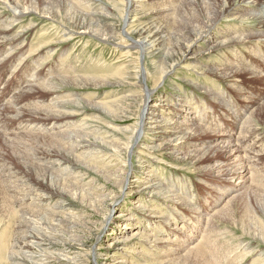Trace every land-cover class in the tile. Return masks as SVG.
<instances>
[{"label":"rangeland","instance_id":"obj_1","mask_svg":"<svg viewBox=\"0 0 264 264\" xmlns=\"http://www.w3.org/2000/svg\"><path fill=\"white\" fill-rule=\"evenodd\" d=\"M50 1H56L57 3H53L54 5H59L61 2V0ZM73 1L76 0L71 2ZM78 1L85 6L93 3V10L84 8V12L81 8L83 5L80 7L82 10L75 9V14L85 19V15L90 12V14L104 15L101 12L107 6L120 9L123 2V0ZM145 1L141 24H145V27L161 26L168 30V34H175L174 28L180 29V26L176 27V23L180 21L181 16L177 18L176 12L182 9L183 13L187 9L186 7L180 8V1ZM70 7V10L74 12L73 6ZM164 11L167 12V15L162 17ZM122 20L120 13L112 11L110 20L102 19L101 23H110L114 32H117L119 29L122 30L120 28L123 26ZM21 21L22 26L27 22L34 26L30 31L22 30V26L19 25L10 31L11 34L9 32L0 33V109L7 111L13 105L10 98H13L14 92L19 94V83L24 79L33 76L46 78L50 81L51 78L55 83L53 86L56 91L55 98L53 95L50 99L46 98V93H43L41 87L38 90L39 98L33 95L25 97L21 103L23 112L37 114L41 112L40 106L45 105L46 101L63 99L62 102L68 105L65 110L80 112L73 119L76 125L85 118V121L90 122V128H94L95 136L98 138L99 153L95 155L94 159L93 157L91 159L84 158L83 155L88 153L84 148L81 150L82 152L80 147L71 150L68 141L60 142L58 138L49 137L48 133L35 135L38 132L35 133L29 129H26L27 132L25 129L20 130L19 127L22 124L21 122L19 124L20 120L13 119V117L3 120V115L4 117L8 115L3 114L4 110L0 112V264H65L57 259L58 257L74 261L73 264H95L96 262L98 264L97 255L100 251H96L95 248L101 244L104 247L111 241L110 239L122 235L121 233L124 231L114 224L119 218L113 222H104L109 212L112 217L118 215L128 217V213L134 217L136 227L130 226L128 232L123 233V236L129 237L137 230L151 235L148 241L140 239L139 243H132L124 253L121 250L114 251L113 260H124L126 264H217V262L218 264H254V262L263 264L264 235L257 233L255 227H264V119L261 120L258 116L260 106H263L260 103L264 100L261 99L253 109L255 113L257 112L259 120H255L249 126V136L243 139L246 143L247 157L254 159V178L260 177L259 179L263 180L261 183L259 180H257L258 183L257 181L250 183L245 189L238 192L240 195L230 202L228 211L220 214V218L213 220L214 227L216 226L221 231L214 235L208 234L210 232L206 225V218L213 211L217 212L220 206L236 192L233 194L229 192L227 196L224 194V199H218L228 189V184L222 181L221 176H217L208 169L209 151L205 150L208 144L202 135L196 134L191 138L181 139L179 142L182 143L184 149L164 151L162 145L165 139H162V129L161 134H157L160 138L151 133L148 134V139H152L147 144L148 146L153 145L155 148L149 153L145 168H141V165L138 167L137 158L142 157L137 152L134 155L125 153V145L131 134V129L135 128L142 99L141 90L133 78H127L124 74L125 72H129L130 75L136 74L137 67L143 70V66L144 70L148 69L151 72L150 58H147L142 64L139 49L128 50L120 47L122 44H132L130 38L121 32L122 41L113 39L103 41L102 38L92 34L87 33L80 36L72 30L68 32V28L64 25L54 22L51 24L52 22L45 21L39 14L33 15L31 18H22ZM121 22L122 24H120ZM250 24L243 23L242 32H247L252 27ZM218 27L220 25L217 24L216 28L219 29ZM13 32L14 34L18 32L17 39L8 41V37L14 35ZM61 33L66 35L64 40L59 39ZM181 33L183 37L187 32ZM202 40L203 38H200L197 43ZM179 41L177 35H173V41L170 43L167 40L156 42L154 49L157 50L154 51L160 52L158 60L163 63L176 60L180 56ZM114 44H118L119 47ZM230 44L232 45V43ZM230 44H228L229 49H231ZM204 45L207 46L206 43ZM46 46L52 49L47 55L44 54ZM243 46L240 48L241 52L235 53L238 57L240 55L242 59L248 60L250 55L245 50L247 46L245 45V48ZM227 50L223 47L215 49L210 52V55L205 54V57L208 56L212 59H218L220 56L228 57ZM127 51L129 52L127 53ZM61 54L65 55L62 57ZM170 54L173 57L170 58ZM145 58L144 54V60ZM185 64L182 62V65ZM36 67L37 69H35ZM158 68H160L159 65ZM194 71L177 69V72H171L169 76L164 77L161 84H158L159 81L147 73L145 80L147 88H155L154 97L149 102L160 101L164 105V114L170 113L171 118H175L177 111L173 110L172 106H167L172 103L179 104V101L173 100L177 97L189 100L200 115L207 114L206 123L201 125L208 127L213 132L229 134L232 127V114L240 112L244 107L243 102L236 97L231 89L232 80L230 78L219 79L210 74L203 76L200 72ZM257 73V76L263 75L262 72ZM64 76L72 78L71 80H75L76 84L64 85L62 81L57 80ZM183 77L186 78L183 79ZM234 81H238L243 91H247L252 97L264 95V84H261L260 79L251 80L248 76L241 75ZM210 88L219 94L218 98L222 96L230 98L232 103L227 104L229 107H217L216 102H213L207 95ZM133 96L135 97L133 98ZM130 98L132 99L127 103V99ZM209 103L215 105H211V107L208 106ZM149 104L147 103V105ZM105 106L111 111H106ZM183 110L186 112V109ZM176 119L182 120L180 116H176ZM240 122L236 126L233 125L234 133L229 136L230 139L226 137L231 143L238 144ZM85 123L87 124V122ZM161 127H168V125L164 124ZM52 131L55 130H51L49 133ZM22 133H24L23 136ZM155 137L158 138V141L154 140ZM142 138L138 144H142ZM143 144L146 143L143 142ZM67 148H70L71 154L73 153L77 157L74 155L66 157L65 151H69ZM212 151L214 152V150ZM185 153L190 154L185 155ZM80 155L81 157H79ZM125 160L133 167L127 176L126 186L132 183L131 180L136 177L138 172L149 171L165 188L169 189L166 190L169 194L156 195L152 203H144L147 207L154 206L157 212L155 216H162V224L157 225L159 217L156 219L157 221L155 219L149 221L138 213L140 211L137 212L132 204L137 202V198L133 197V194H130L131 196L119 194L120 182L125 172ZM51 161L56 164L53 166ZM68 171L70 176L67 174ZM139 188L140 186L137 189ZM170 191L172 192L170 193ZM115 197L118 201L116 199L110 207ZM217 200L221 202L214 206ZM211 205H213L212 211ZM119 225L122 226L123 223L121 222ZM205 233L207 234L205 235ZM154 239L164 243H152ZM166 240L173 245H169ZM114 247L115 249L119 248L116 245ZM139 251L144 253L143 259L140 254H137ZM259 261L261 262L259 263ZM99 262L104 261L99 260Z\"/></svg>","mask_w":264,"mask_h":264},{"label":"bare ground","instance_id":"obj_2","mask_svg":"<svg viewBox=\"0 0 264 264\" xmlns=\"http://www.w3.org/2000/svg\"><path fill=\"white\" fill-rule=\"evenodd\" d=\"M49 1L50 0H0V8H1L0 9V33H8L9 32L11 34L10 31H12L17 26L21 25V22L23 21V20L21 21L22 18L23 19H25V17L31 18L33 15L39 14V15H41V17L44 18L45 21L49 20L50 22H52L51 24H53V22H54V23H59L61 25H64L65 27L68 28V32L70 30H72V31L76 32L75 34H78L80 36L88 33V34H92L93 36L102 38L103 41H108L109 39H113L114 41L120 42L123 40L121 38V35H120V32H121L124 36H127V38H130V41L133 45L132 44H128V45L122 44V45H120V47L122 46L123 48H126L128 50L139 49L140 57H141L140 60L142 61V64L147 60V58L148 59L150 58V60H151L150 64L152 66V70H150L151 72H149L148 69H147L148 71L144 70V66H143V70H141L137 67L138 70H137L136 74L130 75L129 72H125V74H124L125 77H127V78L128 77L133 78L137 87L139 88V90H141L142 103H141L139 113L137 115V122L135 123L136 124L135 128L131 129V132L129 131L131 134L127 140V144L125 145V148H126L125 153L134 155L137 152V154H139V156H141L143 158V159L137 158L138 167H140V165L142 166L141 168L147 167V159L150 156L149 153L155 148L153 145L148 146L147 143L151 142L150 140L152 139V138L150 140L148 139L149 138L148 134L151 133L154 136H157V134H161L160 131L162 129V132H163L162 139H165V142L162 145V147L164 148V151H169V150L170 151H174V150L177 151V150L184 149L182 146V143L179 142L181 139L191 138L192 136H194L196 134L202 135L204 137L205 142L208 144L207 147L205 148V150L209 151L208 152L209 153L208 154L209 159H210L209 166H211V167L208 166V169H210V171L212 173H215L217 176H221L222 181H224V183L228 184V187H227L228 189L225 192H223L218 199H224L225 198L224 194H226V196H227L229 192H230V194L231 193L233 194V192H236V193L241 192V190L245 189L250 183H255V181H257V180H259L261 183V180H263V179H259L260 177L254 178V171H253L254 164H255L253 161L254 159H251V157H247L246 147H245L246 143H244L243 139H245V137L249 136L248 128L252 123H254L255 120L264 119V102L260 103L263 106L259 105L260 106L259 113H258L259 119L257 118V112L255 113V110H253L254 108H256V105L259 103V101L261 99L264 100V95L252 97L250 95V93H247V91L246 92L243 91V89L241 88V85H239L238 81H234V80L239 78L241 75H245V76H248V78H251V80L260 79L261 84H264V0H178V1H180V3H179L180 8L186 7L187 9H186V12L183 11V13H182V9H179L178 11L176 10L177 11L176 12L177 18L179 16H181V17H180V21H178L176 23V27L180 26V29L178 30V29L174 28L175 34H173V33L168 34V30L166 28L161 27V26L155 25V27H152V26L145 27V24H141V22L143 21L142 18L144 16V10L143 9H144V1L145 0H123L120 9H117L114 6L113 7H110V6L106 7L105 6L106 8H104V10L102 11L103 13L101 12V14H104L105 17H104V15H95V13L90 14L91 13L90 12V13H87L85 15L86 19L77 16L75 14L76 10L77 9L79 10L81 8L83 10H84V8L85 9H92L93 3L90 5L88 4L89 6H85V5L81 4L78 0H76L75 2L74 1L71 2L72 0H61L59 5H57V4L54 5L53 3H57L56 1H53V2L50 1L51 3ZM166 1H168V0H166ZM173 1H176V0H173ZM178 1H176V2H178ZM71 5L74 8V12L70 10ZM169 6H171V5H169ZM129 8H130V11H128ZM112 11L120 13V19L121 20L123 18V20H122L123 26L122 27L120 26V28H122L121 31L119 29V31L114 32V30H113L114 28L112 27V25L110 23L109 24L101 23L102 19L110 20V17L112 16ZM84 12H85V10H84ZM77 14H79V13H77ZM166 15H167V12L164 11L162 17H164ZM122 22L120 24H122ZM243 23H246V24L251 23L250 25H252V27L250 29H248L247 32H245V31L242 32L241 27L244 26V25H242ZM217 24L220 25V27H218L219 29L216 28ZM104 25H105V27H103ZM33 26L31 23L27 22L21 27V29L26 30V31L27 30L30 31L33 28ZM45 32L47 33V30H45ZM181 32H187V33L182 37ZM17 33L14 34V32H13L14 35H11L8 37L9 39L8 38H6V39H8V41H12V40L15 41V39H17V37H18ZM70 33H72V32H70ZM22 34H24V33L22 32ZM3 35H5V34H3ZM18 35H21V34H18ZM67 35H68V33H67ZM128 35H130V36H128ZM173 35H177V38L180 39V41H179L180 44H179V49H178V51L180 52V56H178L176 60L165 61V63H163L162 61L158 60L160 58V55H159L160 52L159 53L155 52L154 50H157V49H154V47L156 46V42H164V40H167V42H169V43L172 42L173 41ZM65 36L66 35L61 33V36H59V39L64 40ZM200 38H203V40L200 43H197ZM68 39H70V38L68 37ZM213 39H215V40L213 41ZM2 41H4V40H2ZM250 41H251V43H250ZM205 43L207 45L206 47L204 45ZM230 43H232L233 46ZM228 44L231 45L230 46L231 49H229ZM47 45H48V43H47ZM114 45L118 46V44H114ZM242 45L247 46V49L244 46L243 47L245 48L246 51H248V53L250 55L248 60H245L244 58L242 59V56H240V55L238 57L237 53H235V52H241L242 51L240 49L242 47ZM19 47H22V46H19ZM222 47L225 49H228L226 52V53H229L228 57L220 56L218 59H216V58L212 59L211 57L208 58V56L205 57V54L210 55V52L214 51L215 49L222 48ZM33 49H35V48H33ZM50 51H52V49L47 47L44 54L47 55L50 53ZM166 51H168V50H166ZM128 52L129 51H127V53ZM136 52H137V50H136ZM170 53H172V52L170 51ZM144 54L146 55L145 60H144ZM64 55L65 54H61L62 57ZM169 57L170 58L173 57L172 54H170ZM1 58L4 59V57H1ZM182 60H184V61H182ZM182 62H185L186 64L182 65ZM215 63H217V64H215ZM157 64L160 66V68L162 70L160 68H158ZM163 65H164V67H162ZM35 69H37V67ZM177 69H182L183 71L195 70L194 72H200V74H202L203 76L204 75L208 76V74H210L211 76L217 77L219 79H229L230 78V80H232V84L230 83L231 89H232L233 93L236 95V97L240 101L243 102L244 107L240 112H234L232 114V119H231L232 120V127L229 131V134H220V133H217L216 131L213 132L208 127L201 125V124L206 123L205 121H207L206 120L207 114L202 113L200 115L198 113L197 109L193 108V103L189 100H183L182 98L177 97L176 99H173V100L179 101V104H176V103L173 104L172 103L173 105L170 104L169 106H167V107L172 106L173 110L177 111L175 114V118H173V117L171 118L170 113L164 114V112H163V110H164L163 106L164 105L161 104L160 101L149 102L154 97L153 93H154L155 88H153V89L147 88L146 81H145L147 73H149L151 77H155L156 80L159 81L158 82V84H159L162 81V79H164V77L169 76L171 72H177ZM257 72H262L263 75L261 74L262 76H257L258 75ZM34 74H36V73H34ZM70 75H72V74H70ZM61 76H63V75H61ZM72 77H74V76H72ZM107 78H109V77H107ZM184 78H186V77H183V79ZM66 79H68V80H66ZM71 79L72 78H70V77L66 78V76H64V78L61 77V78H58L57 80L62 81V83L64 85L65 84H76V81L71 80ZM139 83H141V84H139ZM19 84H20L19 85L20 89H18L19 94L18 93L16 94V92H14L16 95L14 94L13 98H10V101H12L14 106L11 105V102H9L11 106L8 108L7 111L4 109H0V112L2 110H4L3 114L8 115L7 117H4V115H3V118H2L3 120H6V119L9 120V119H12L11 117H13V119L15 118V119H18V121L20 120L19 124L22 123L21 126L19 125L20 130L21 129L22 130L23 129H25V130L29 129V130H33L35 133L38 132V134H35V135H41L42 133H48L47 135H49V137H54L56 139L58 138V140L60 142L68 141L71 145V150H72V148L75 149V148L80 147L81 148L80 151H81L84 148L86 150V152L88 151L87 154L83 155L84 158L88 157L91 159V157H93V159H94L95 155H98V153H99L98 152L99 147H98V141H97L98 138L95 136L96 133L94 132V128L93 129L90 128V125H89L90 122L85 121L86 120V118H85V120L82 119L81 122L78 125H76L73 122V119L77 115H79V113H80L79 111L70 110V109L65 110L66 108H68V105H66L62 102L63 99H61V100L55 99L53 101L49 100L52 95H53V98H55L54 95L56 92L55 88L53 87L55 83L53 82V80H51V78L49 81L46 78H35L33 76H30L29 78H26L23 81H21V83H19ZM109 85H110V82H109ZM118 85H120V84H118ZM40 88L43 90V93H46V96H47L46 98H49L48 99L49 101H46L47 99L45 100L46 102L43 100L46 104L43 102L45 105L40 106V108H42V109H40L41 110L40 113L38 112L39 108H37L38 109L37 114H34V113L30 114L27 112L24 113L23 109L21 107V103L24 101L25 97L26 96L29 97V95H33L34 97L39 98L38 90H40ZM178 91H180V90H178ZM207 95L210 99H212L213 102H216L217 107H226V106H228L227 104L232 103V100L230 98H226L224 96L218 98L217 95H219V94H216V92L213 91L211 88L207 91ZM10 96L12 97V94ZM179 96H180V94H179ZM134 97L135 96H133V98ZM131 99L132 98L127 99V103ZM157 99L159 100V98H157ZM147 103H150V104L147 105ZM224 103H226V104H224ZM211 105H215V104L209 103L208 106H211ZM119 108H121V107H119ZM104 109H107L106 111H111L110 109H108V107H106ZM165 109H167V108H165ZM183 109H186L185 110L186 112H184ZM171 110H169V111H171ZM180 112L183 114H181ZM245 115L247 116L246 118H245ZM176 116L177 117L180 116L182 120L176 119ZM255 116H256V118H255ZM0 119H1V117H0ZM85 122H87V124ZM239 122H240V127L238 126L239 127V136L237 138V140L239 139L238 144H236L234 142L231 143L228 140L230 139L229 136H231V134L234 133V126L233 125L236 126ZM164 124H167L168 127L162 128L161 126ZM147 129H148L149 133H148V131H145ZM51 130H55V131H52L51 133H49ZM255 130L256 129L254 128L253 131L255 132ZM122 131H123V129H122ZM25 132H27V130ZM23 134L24 133H22L21 135L23 136ZM14 135L16 136L19 134H14ZM212 136H213V138H212ZM157 137L160 138L159 135ZM157 137H155V139H154L155 141H158ZM226 137L229 139H227ZM141 138H142V141L145 142L146 144H143V142H142V144H138V142H139V140H141ZM215 138H217V139L215 140ZM147 140H149V141H147ZM174 141H176V143L173 144ZM104 146H106V145H104ZM201 148H204V147H201ZM67 149L69 151H65L66 157L67 156L70 157L73 155L76 156L73 153L71 154L70 148H67ZM133 149H135V150L133 151ZM212 150H214V152ZM195 152H196V150H195ZM76 153H77V150H76ZM203 153H205V152L203 151ZM187 154H190V153H185V155H187ZM202 156H204V154H202ZM79 157H81V155ZM193 158H195V157H193ZM80 159H82V158H80ZM70 160H71V158H70ZM58 161H60V160H58ZM52 162L53 161L50 162L52 165L56 164L55 162L54 163H52ZM65 163H67V162H65ZM51 164L49 166H51ZM118 164H120V163H118ZM115 165H117V164H115ZM152 167H154V166H152ZM131 168H133L132 165L131 164L129 165L127 160H125V163H124L125 172H124L122 180L120 182L119 194L120 195L133 194V197L137 198V202L132 203V204L135 206V209L137 210V212L140 211L138 213H140V215L142 214V217L149 219V221L150 220L152 221L154 219L156 220L159 217L158 221L156 220L158 222L157 225L162 224L163 223V221L161 220L162 216H155L157 214V212L154 209V206L153 207H151V206L147 207V206H145V204L152 203L154 196H156V195H164L167 193L169 194V192L166 191L169 189L165 188L163 186V184L160 183V181L156 178V176L154 174H150L151 172L149 173V171H146L144 173L138 172L136 177L133 180H131L132 183L131 184L129 183V185L126 186V182L128 181L127 176L129 175L130 171H132ZM64 173H66V171H64ZM68 173H70V172L68 171L67 174ZM260 176H262V175H260ZM73 178H75V177H73ZM261 178H263V177H261ZM259 181H257V183ZM139 186H140V188L137 189ZM141 186H142V188H141ZM171 192L172 191H170V193ZM236 193L233 194L229 199H227L223 203V205L220 206V209L218 208L219 210L217 212L213 211L209 215V217L206 218V222H207L206 225H207V228L210 232V233L207 232L208 234L214 235V234H217V232L221 231V230H218V228L216 226L214 227L213 220H214V218H220L219 217L220 214H223L226 211H228L227 209L229 207L230 202L233 201L236 197H238V195H240V193H238V194H236ZM117 197H115V199L111 203L110 207H112V205L116 201ZM176 197H177V195H176ZM117 201H118V199H117ZM218 202L220 203L221 201L217 200L214 203V206H217ZM211 206H212L211 207V211H212L213 205H211ZM127 215H128V217H126V215H118L116 217H112L111 212H109V214H107L104 222L105 223L107 221L113 222V221H115L116 218H119L118 221L114 224L118 228H120L124 231L121 233L122 235L110 239L111 241L107 245H105L104 247L101 244V245H98L97 248H95L96 251H100L99 255H97L95 253L98 256L99 260L104 261V262L100 263L98 260V264H126V263H124V260H113L114 255H115L114 251L121 250L122 253H124L126 251L127 247L128 246L130 247L132 243H139L141 241L140 239H144V240L147 239V241L149 240L151 235L149 236V234L147 232L145 233L144 231H138V230L131 233V235L129 237L123 236V233L128 232L129 227L135 226V223H136L134 217H132L131 214L128 213ZM104 222H103V224H104ZM121 222L123 223L122 226L119 225V223H121ZM255 230L257 233L264 235V227L256 226ZM119 231H121V230H119ZM207 233H205V235ZM110 234L113 235V233H110ZM207 238H209V237H207ZM155 242L159 243L162 241H159V240L157 241L156 239L152 240V243H155ZM166 242H167V240H166ZM163 243L164 242H162V244ZM171 244L173 245V243H171ZM171 244H169V245H171ZM115 245L118 246L119 248L115 249V247H114ZM237 249H238V247H237ZM219 252H220V250H219ZM248 252H246V253H248ZM250 253H252V252H250ZM137 254H140L141 259H143L142 256L144 255V253L139 251ZM233 255H234V253H233ZM108 258H111L112 260L111 259L109 260ZM222 258H225V257H222ZM57 259L63 261L65 264L66 263H68V264L74 263V261L72 262L69 259H65V258L58 257ZM228 260H229V258H228ZM260 262L261 261H259V263ZM255 263L256 262H254V264ZM217 264H218V262H217Z\"/></svg>","mask_w":264,"mask_h":264}]
</instances>
